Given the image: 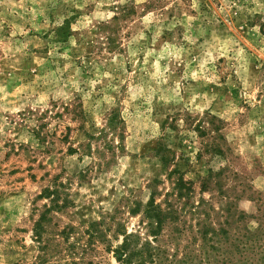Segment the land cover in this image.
Segmentation results:
<instances>
[{
    "label": "rangeland",
    "instance_id": "obj_1",
    "mask_svg": "<svg viewBox=\"0 0 264 264\" xmlns=\"http://www.w3.org/2000/svg\"><path fill=\"white\" fill-rule=\"evenodd\" d=\"M151 193L163 264H264V0H0V264H119Z\"/></svg>",
    "mask_w": 264,
    "mask_h": 264
},
{
    "label": "trees",
    "instance_id": "obj_2",
    "mask_svg": "<svg viewBox=\"0 0 264 264\" xmlns=\"http://www.w3.org/2000/svg\"><path fill=\"white\" fill-rule=\"evenodd\" d=\"M178 181L175 183L176 188L179 190L177 193L178 197H182V189L184 188L183 180ZM153 193H151L149 200L147 201L144 209V218L145 226L147 228L146 232L151 236V239L145 238L143 241L139 243V240H141L139 234L136 233H126L124 232L122 234V241L119 244L118 248L115 250V255L117 257V261L119 264H163L164 260L162 259L163 253H165V249L160 245H153L155 241H157V236L160 235V230L162 229V225L165 221H174L176 219L175 211L168 209H162L161 206L158 203H155L153 198ZM133 213L137 211H132ZM253 217V216H251ZM257 226H260V223L258 222ZM245 229V228H244ZM205 230V229H204ZM203 230V238L206 239V233L207 231ZM219 231H210V235L213 237L216 236L218 233L225 237L227 232L225 229H218ZM246 233L245 235H242V239L250 240V245H246V243H242V240H238L237 243H234L233 241L229 242V246L235 247V251L239 254V259L237 263H233L232 256L226 255V252H228L227 248L225 246H219L218 244H215L211 242L207 247L209 250H204V254L206 255V260L204 264H247L248 263V256L245 254L247 250H253V245H255V240L258 239L257 233L258 229L249 232L248 229H245ZM175 232L178 233V231L175 230ZM249 232V234H248ZM37 236L38 233L36 234ZM216 242V241H215ZM254 242V244H252ZM218 243V241H217ZM219 246V248L217 247ZM214 250L220 251L221 256L219 259H216L214 257V254L212 253ZM217 255V254H216ZM264 256V255H262ZM217 257V256H216ZM193 260H197V258H194ZM192 261V258L189 260ZM200 262H196V264H199Z\"/></svg>",
    "mask_w": 264,
    "mask_h": 264
}]
</instances>
